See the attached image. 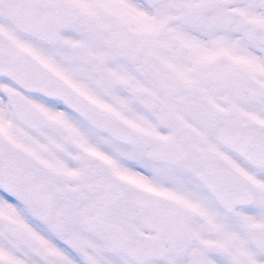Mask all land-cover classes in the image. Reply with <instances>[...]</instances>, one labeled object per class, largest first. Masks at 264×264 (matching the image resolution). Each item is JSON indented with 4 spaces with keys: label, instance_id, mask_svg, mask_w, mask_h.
<instances>
[{
    "label": "snow or ice",
    "instance_id": "6c2138e0",
    "mask_svg": "<svg viewBox=\"0 0 264 264\" xmlns=\"http://www.w3.org/2000/svg\"><path fill=\"white\" fill-rule=\"evenodd\" d=\"M0 264H264V0H0Z\"/></svg>",
    "mask_w": 264,
    "mask_h": 264
}]
</instances>
